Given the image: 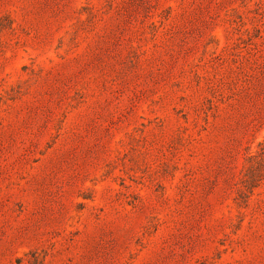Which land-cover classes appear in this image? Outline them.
Masks as SVG:
<instances>
[{
    "label": "rangeland",
    "instance_id": "rangeland-1",
    "mask_svg": "<svg viewBox=\"0 0 264 264\" xmlns=\"http://www.w3.org/2000/svg\"><path fill=\"white\" fill-rule=\"evenodd\" d=\"M0 264H264V0H0Z\"/></svg>",
    "mask_w": 264,
    "mask_h": 264
}]
</instances>
